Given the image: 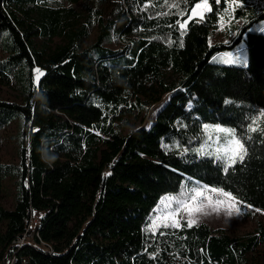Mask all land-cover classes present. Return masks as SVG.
<instances>
[{
    "label": "trees",
    "instance_id": "1",
    "mask_svg": "<svg viewBox=\"0 0 264 264\" xmlns=\"http://www.w3.org/2000/svg\"><path fill=\"white\" fill-rule=\"evenodd\" d=\"M241 1L227 18L226 0H208L212 11L182 35L176 21L200 0H0V146L16 125L15 163L0 160V200L6 181L14 189L12 208L0 203V262L264 264V222L245 238L185 221L146 231L161 198L192 181L264 217V136L245 139L248 155L227 173L193 152L204 125L239 135L264 110V0ZM221 16L244 42L245 67L212 62L235 51L236 38L209 44ZM115 40L122 47L113 50ZM165 96L153 122L138 125ZM34 214V241L52 253L13 245Z\"/></svg>",
    "mask_w": 264,
    "mask_h": 264
},
{
    "label": "snow or ice",
    "instance_id": "2",
    "mask_svg": "<svg viewBox=\"0 0 264 264\" xmlns=\"http://www.w3.org/2000/svg\"><path fill=\"white\" fill-rule=\"evenodd\" d=\"M185 3H188V0H184ZM217 4L220 3V0H216ZM226 3L233 5L232 12L235 11V7L242 6L240 0H226ZM165 4H168V0H165ZM148 7V5H145ZM169 7H176V4L173 3ZM197 9H201L200 12H197ZM205 11H212L211 6L209 5L208 0H200V2L195 4V7L191 9L192 14L188 16L186 20L178 19L176 24L179 25L181 34L187 30V25L194 17H199V20L196 22H202L205 19ZM229 17H231V12L228 9L224 10ZM184 12H180L181 17L184 16ZM160 15H168V13H160ZM225 23L224 16L220 17V24L223 28ZM171 26V25H170ZM155 39V37H154ZM221 60L225 64L239 63L241 61L233 60L231 55L228 53L224 54V57H221ZM37 71V79L43 73L39 69ZM230 103V101H226ZM204 133L208 137V140H212V134L216 133V138L213 143L217 144V147L211 152L207 150L208 141H205V144L200 148L195 149L197 154L201 156H214L216 161L222 162L224 164V171L227 173L230 168L233 167L238 161L243 162L245 157L248 155V150L245 145V139L251 140L252 133H260L261 136H264V110H262L258 115L251 117L250 123L246 126L245 133L237 134L235 128L222 127L220 125H204ZM222 139V143L220 142ZM187 151V150H185ZM183 154V153H182ZM184 199H177L173 196H165L161 198V204L165 209V212L159 214L160 205L157 206V209L154 211L158 214L153 218L152 223L146 228V231H150L153 234L159 228H179L181 226L180 214L183 213L186 216V224L188 227L193 226L197 223L198 215H207L210 212L219 213L220 211L227 212L228 215L233 213L239 214L241 209L237 207L240 203L237 198L230 192L225 191L223 188L213 187L208 185L198 184L197 186L192 187L189 190H186L182 193ZM175 202L177 205L172 209V203ZM250 207V206H245ZM171 209V210H170ZM171 221L170 223L168 221ZM164 233L162 232L161 235Z\"/></svg>",
    "mask_w": 264,
    "mask_h": 264
},
{
    "label": "rangeland",
    "instance_id": "3",
    "mask_svg": "<svg viewBox=\"0 0 264 264\" xmlns=\"http://www.w3.org/2000/svg\"><path fill=\"white\" fill-rule=\"evenodd\" d=\"M256 2H257V0H247L246 5L254 6ZM240 3L243 6V3L241 0H240ZM242 6H240V7H242ZM75 7H78V5H75ZM233 7H234L233 5L229 4L228 11L231 12V16L233 13L232 12ZM240 7H235V10L239 9ZM258 7H260V6H258ZM259 9H260L259 11H261L262 8L260 7ZM200 11H201V9H197V12H200ZM207 13H209V11H205V14H207ZM191 14H192V12L190 13V15ZM194 18L199 20L198 16L194 17ZM224 18H225V23L223 24V28L221 27V24L219 21L217 28L211 32V35L209 38V44H211V45L222 44V43L231 41L234 38H236V43L234 46L235 51L233 49L224 50V53L217 54L212 59V62L215 64H221V65H226V66L245 67V66H247V55H246V52L243 48L244 42L242 39H239L237 37L238 33L234 32L233 27L235 25L230 23V21L227 19V18H231V17L226 18V16H224ZM242 23H243L242 21H237L236 25L241 27ZM255 29H256L255 24H253L252 26L249 27L250 31H254ZM96 35H97V28L94 27L90 31L89 38L85 41V46L92 44L95 41ZM108 47L113 49V50H116V49L121 48L122 45L119 43L118 40H115ZM239 49H241V50H239ZM225 53L230 54L233 60L238 59L241 62L232 63V64L223 63L221 60V57H224ZM8 90H9V88H5V87L1 88V94L4 95L6 93V91H8ZM166 98H167V96L163 97L159 103L153 105L148 110V112L145 114V116L143 117V119L141 120V122L138 125H140L141 127H148L153 122V120L155 119L156 112H157L158 108L165 102ZM127 119H129L131 123L133 122L132 118L127 117ZM117 124H120V121H117ZM206 125L215 126V125H220V124H206ZM220 126L231 128L229 126H223V125H220ZM15 133H16V125H13L12 127H10L8 129L6 135L4 136V140L0 146V160L2 162H6V163L7 162L12 163L13 162V163H15V159H16L15 153H14L15 141L11 139L15 136ZM216 135H217L216 133H213L212 134L213 139L208 140V137L205 135L204 130H203L200 142L197 146H195L193 148V152H195L197 154L195 149L200 148L202 145H204L206 140L208 141V143H207V145H205V147H207V150L209 152L213 151L215 149V147H217V144L213 143V141L216 138ZM220 142L221 143L223 142L222 139ZM205 157H211V158L215 159L214 156L205 155ZM107 175H109V167H107L104 171V176H107ZM192 182L193 183H189L188 185L184 186L182 188V190L177 195H171V196L176 197L177 199H184L182 193L186 190L191 189L194 186H197L198 182H196V181H192ZM5 187H6L7 193L4 196V198H2L0 200V203L3 207L10 209V208H12V202H13V198H14V189L12 187V183L9 181L5 182ZM160 202H161V200H160ZM160 202L158 204V205H160L159 214H162L165 212V209L163 208V205ZM176 206L177 205L175 204V202H173L172 203V209H174ZM245 206L246 205H244L242 203H239L237 205V207H239L241 209L239 214L233 213L232 215H228L227 212L222 210L219 213H213V212L209 211V214H207V215H198L196 224H201V223L206 224L212 229L223 230L226 232V234H228L230 236H234V237H241V238L242 237H244V238L249 237L255 233L258 225L262 224L264 222V217L257 210H255L251 207H245ZM155 209H157V207ZM157 214H158V212L153 211V213L150 217V220H149V225L152 223L153 218ZM37 215L40 218L41 215H39V214H37ZM180 219H181V222L182 221L186 222V216H184L183 213L180 214ZM168 222L170 223L171 221L169 220ZM26 242L32 243L30 238H28L26 240ZM259 248L261 249L262 254H264V245H261Z\"/></svg>",
    "mask_w": 264,
    "mask_h": 264
},
{
    "label": "built area",
    "instance_id": "4",
    "mask_svg": "<svg viewBox=\"0 0 264 264\" xmlns=\"http://www.w3.org/2000/svg\"><path fill=\"white\" fill-rule=\"evenodd\" d=\"M39 221L40 218L37 214H34L29 219L24 220L25 233L23 236L17 238V240L13 242V245L19 248L24 244H28L36 248H39L46 253H52L53 252L52 244L44 243L43 241L36 243L34 241V237H37L36 227L39 224ZM28 238H30L32 243L26 242ZM16 263H17V258L15 254L12 256H8V255L5 256L0 262V264H16ZM22 263L25 264V261L23 260Z\"/></svg>",
    "mask_w": 264,
    "mask_h": 264
},
{
    "label": "crops",
    "instance_id": "5",
    "mask_svg": "<svg viewBox=\"0 0 264 264\" xmlns=\"http://www.w3.org/2000/svg\"><path fill=\"white\" fill-rule=\"evenodd\" d=\"M230 41H228V42H225V43H223V44H228ZM231 43V42H230ZM211 45V44H210Z\"/></svg>",
    "mask_w": 264,
    "mask_h": 264
},
{
    "label": "water",
    "instance_id": "6",
    "mask_svg": "<svg viewBox=\"0 0 264 264\" xmlns=\"http://www.w3.org/2000/svg\"><path fill=\"white\" fill-rule=\"evenodd\" d=\"M21 237V236H20Z\"/></svg>",
    "mask_w": 264,
    "mask_h": 264
}]
</instances>
